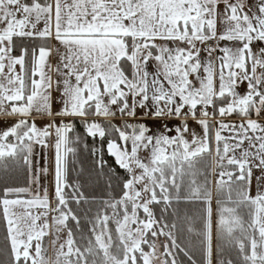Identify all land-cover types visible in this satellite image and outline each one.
Segmentation results:
<instances>
[{"label": "snow or ice", "instance_id": "snow-or-ice-1", "mask_svg": "<svg viewBox=\"0 0 264 264\" xmlns=\"http://www.w3.org/2000/svg\"><path fill=\"white\" fill-rule=\"evenodd\" d=\"M0 118V264H264V0H0Z\"/></svg>", "mask_w": 264, "mask_h": 264}, {"label": "trees", "instance_id": "trees-1", "mask_svg": "<svg viewBox=\"0 0 264 264\" xmlns=\"http://www.w3.org/2000/svg\"><path fill=\"white\" fill-rule=\"evenodd\" d=\"M77 128H76V133L82 137V140L84 142H87L89 145V149H91L93 146L99 147V144L96 143L94 145L93 141L91 138H87L86 140L84 139V129L83 126L77 122ZM77 147V154L76 157L74 158L75 160V168H73V165L70 163L69 165V180L73 181L75 180L78 176L81 177V183L84 185V192L86 196L92 197H100L104 195V186H103V178L100 180L99 183H95V172L93 170V157L90 155L89 149H85L83 147V143L76 145ZM105 159H107L110 163V166L113 168H117L114 163H112V158L105 155ZM72 161V160H70ZM203 167V165H201ZM79 169H83V174L81 175ZM122 171V170H121ZM200 179H203L202 177ZM9 184H12L14 186H24L26 184V177L23 169H20L18 171H13L12 173L9 174V179L7 181ZM114 184V195L116 193H119L120 188L119 185L113 181ZM99 206L98 202L96 204L92 205H82L81 207L77 208L75 205H72L75 211H77L79 214L82 215V225L84 226V236L87 237L88 232H87V227L88 225L85 223V221L94 213ZM91 207L92 211L87 212V209ZM195 209H189L188 207H183L181 208V215H191L193 212H195ZM85 213H87L85 215ZM79 235L77 234V241L81 245L84 243V241L79 239ZM5 236V230H4V223L3 220L0 219V259L7 260V245L4 240ZM191 237L188 236V234L184 231H181L178 235V242L183 243H188ZM216 244V242H215ZM232 255H235V252L233 251ZM198 262L202 260L201 254L199 251L195 252V257ZM181 261H183V264H188L187 258L183 256L181 253L180 256L178 257ZM214 264H215V255H214Z\"/></svg>", "mask_w": 264, "mask_h": 264}, {"label": "rangeland", "instance_id": "rangeland-1", "mask_svg": "<svg viewBox=\"0 0 264 264\" xmlns=\"http://www.w3.org/2000/svg\"><path fill=\"white\" fill-rule=\"evenodd\" d=\"M53 63H55V60H53ZM55 78V77H54ZM173 124H178L179 121H173L172 122ZM3 125L1 127L4 126V122L2 123ZM38 124H42L41 122L38 123ZM45 124V123H43ZM190 124H193V126L195 127L194 125V122H191L190 121ZM76 128H77V125H76ZM76 133V132H75ZM76 147V145H74ZM77 148V147H76ZM49 153L52 154V151L50 150ZM77 154V152H76ZM76 154H75V157H76ZM72 155L69 156V160H74V158ZM44 164V162L41 163V165ZM50 171L48 173V175L46 177H42L41 178V183L42 185L46 186L48 189H49V192L51 193L52 191V187H53V173L51 171V165L49 167ZM215 180H216V177L213 176L212 177V187H213V207H214V220L216 219V216H215V208H216V198H217V193H216V190H215ZM253 191H255V186L253 187ZM242 214H243V210H242ZM66 238V233H62L61 234V239H60V242H63L64 239ZM55 239V235L52 234L48 237L45 238V245L47 247V256L49 258H51L52 260L55 259V250H56V247H58V244L54 247L53 244H52V241ZM215 230H214V248H215Z\"/></svg>", "mask_w": 264, "mask_h": 264}, {"label": "crops", "instance_id": "crops-1", "mask_svg": "<svg viewBox=\"0 0 264 264\" xmlns=\"http://www.w3.org/2000/svg\"><path fill=\"white\" fill-rule=\"evenodd\" d=\"M14 119H16V118H9V123H11L12 122V120H14ZM42 123V124H38V123ZM47 121L45 120V119H40V118H38L37 120H36V123H37V125L38 126H43L44 124L43 123H46ZM3 123V118H0V127L3 125L2 124ZM48 155H49V167H50V165H51V160H52V154L51 153H48ZM42 162H44L43 161V159H41V161H40V163H42ZM43 165V164H42ZM42 184V183H41Z\"/></svg>", "mask_w": 264, "mask_h": 264}]
</instances>
